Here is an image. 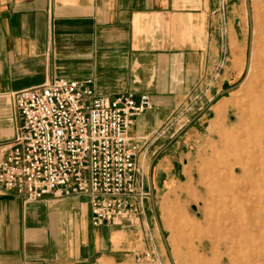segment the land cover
Instances as JSON below:
<instances>
[{"label":"crops","instance_id":"obj_1","mask_svg":"<svg viewBox=\"0 0 264 264\" xmlns=\"http://www.w3.org/2000/svg\"><path fill=\"white\" fill-rule=\"evenodd\" d=\"M218 3L0 0V124L6 118L3 101L8 98L11 104L15 92L51 78L92 77L100 95L151 96L153 107L132 128L133 135L147 139L171 122L187 98L207 94L204 85L220 72L225 44L231 54L238 51L241 26L235 9L240 0H227L226 21L217 12ZM225 72L208 93L229 90L220 91ZM207 110L202 108L188 124L207 117ZM182 161L178 148L170 150L159 159L156 176H178ZM143 245L129 222L94 226L85 196L25 201L0 187V264H134V252Z\"/></svg>","mask_w":264,"mask_h":264},{"label":"rangeland","instance_id":"obj_2","mask_svg":"<svg viewBox=\"0 0 264 264\" xmlns=\"http://www.w3.org/2000/svg\"><path fill=\"white\" fill-rule=\"evenodd\" d=\"M235 13L241 26L239 49L232 54L227 44L221 49L220 72L204 85L207 94L187 98L171 122L147 139L135 135L141 145L139 175L150 195L134 228L143 246L154 249L163 264H264V138L261 129L252 127H264V114L254 111L255 87L249 80L250 73L264 74V0H249V5L240 0ZM223 71L220 91L229 90L217 96L208 93ZM3 107L0 144L11 141L21 123L8 98ZM205 107L207 117L188 124ZM213 113L214 120L200 124ZM177 148L182 152V173L167 179L156 176L159 159ZM238 213L243 214L239 220L234 217Z\"/></svg>","mask_w":264,"mask_h":264},{"label":"built area","instance_id":"obj_3","mask_svg":"<svg viewBox=\"0 0 264 264\" xmlns=\"http://www.w3.org/2000/svg\"><path fill=\"white\" fill-rule=\"evenodd\" d=\"M217 12L227 19L225 0ZM12 104L21 123L0 144L1 188L25 201L85 196L94 226L140 224L150 192L139 175L141 145L132 128L153 107L148 93L109 97L96 92L92 77H59L15 92ZM134 264L163 263L144 247L135 250Z\"/></svg>","mask_w":264,"mask_h":264},{"label":"bare ground","instance_id":"obj_4","mask_svg":"<svg viewBox=\"0 0 264 264\" xmlns=\"http://www.w3.org/2000/svg\"><path fill=\"white\" fill-rule=\"evenodd\" d=\"M220 1V0H219ZM225 2H226V6H227V0H225ZM246 2H247V4L249 5V2H248V0H246ZM222 17V16H221ZM223 18V17H222ZM223 20H224V18H223ZM224 21H226V20H224ZM255 29V30H254ZM253 29V34H254V36L256 37L257 36V34H258V29L255 27ZM225 31H226V29H225V27L222 29V32H224V34H225ZM254 44V43H253ZM255 65V64H254ZM254 65H252V66H254ZM250 64H249V66H248V70H247V72L249 71L250 72ZM255 67V66H254ZM254 67H253V70H254ZM252 70V71H253ZM263 70H264V68H263ZM248 72V73H249ZM257 72H258V70H257ZM256 72V73H257ZM264 72V71H263ZM247 73V74H248ZM255 74V73H254ZM250 78L253 76V75H251V73H250ZM248 76V77H249ZM249 78V80L251 81V84H250V86L251 85H253V87H255V90H254V92H253V108H254V111L256 112H259L260 111V113H263L264 114V74H258L257 73V75L255 74V76H253V78H251L250 79ZM246 79V78H245ZM244 79V80H245ZM245 83V82H244ZM246 84V83H245ZM252 95V94H251ZM252 127L257 131V129H261V133H262V135H263V138H264V127L262 128H260V125L259 124H253L252 125ZM255 131V132H256ZM180 133V132H179ZM179 133H177V134H179ZM262 135L260 136V137H262ZM256 141V140H255ZM258 142V141H257ZM260 142V141H259ZM261 142H262V140H261ZM255 143V142H254ZM261 144V143H260ZM234 145V144H233ZM262 145V144H261ZM241 146V144L240 143H238V145H237V147H240ZM257 148H259V147H257ZM256 148V149H257ZM254 150V149H253ZM259 150H261V149H259ZM259 150H257L256 152H259ZM263 151V150H262ZM254 153H255V151H254ZM253 153V154H254ZM260 153H261V151H260ZM262 154V153H261ZM239 162V161H238ZM241 215V213H238L237 215H235L234 217L235 218H237V220H239V219H241L242 217H243V214H242V217L240 216ZM241 221V220H240ZM239 228V227H238ZM241 231V227H240V230H239V232ZM263 258V257H262ZM198 259V258H197ZM203 263H205V261L203 262Z\"/></svg>","mask_w":264,"mask_h":264},{"label":"water","instance_id":"obj_5","mask_svg":"<svg viewBox=\"0 0 264 264\" xmlns=\"http://www.w3.org/2000/svg\"><path fill=\"white\" fill-rule=\"evenodd\" d=\"M248 2H249V0H248Z\"/></svg>","mask_w":264,"mask_h":264}]
</instances>
